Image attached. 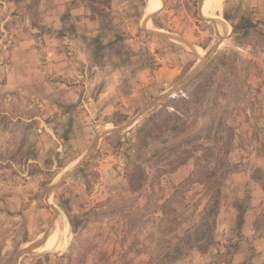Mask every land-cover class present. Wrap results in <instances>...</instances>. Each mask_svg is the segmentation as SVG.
<instances>
[{"label":"rangeland","instance_id":"obj_1","mask_svg":"<svg viewBox=\"0 0 264 264\" xmlns=\"http://www.w3.org/2000/svg\"><path fill=\"white\" fill-rule=\"evenodd\" d=\"M149 2L0 0V264H264V0Z\"/></svg>","mask_w":264,"mask_h":264},{"label":"bare ground","instance_id":"obj_2","mask_svg":"<svg viewBox=\"0 0 264 264\" xmlns=\"http://www.w3.org/2000/svg\"><path fill=\"white\" fill-rule=\"evenodd\" d=\"M221 2L222 0H204L202 5L203 13L208 16H213L215 9L221 5ZM148 6L151 11L153 9H157L158 7H160V0H150ZM61 229L63 230V228ZM61 229L59 233L50 242L43 244L42 247L49 248L55 252L61 250L66 242V239L64 238V233Z\"/></svg>","mask_w":264,"mask_h":264}]
</instances>
